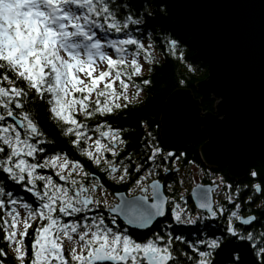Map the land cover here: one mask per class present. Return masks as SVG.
<instances>
[{
  "label": "snow or ice",
  "instance_id": "6c2138e0",
  "mask_svg": "<svg viewBox=\"0 0 264 264\" xmlns=\"http://www.w3.org/2000/svg\"><path fill=\"white\" fill-rule=\"evenodd\" d=\"M131 7L128 3L118 5L115 0H0V173L6 182L0 183V236L15 264H214L215 253L222 247L223 237L189 240L174 235L167 221L163 234L140 233L137 238L129 231L127 226L147 229L154 219L165 216L169 201L171 220L176 224L195 225L225 211L224 206L210 201L206 192H194L197 212L192 214L182 194L179 201L162 195L158 180L151 181L149 199L145 195L149 184L142 182L157 168L168 173L167 163L173 156L151 140L145 145L150 150L145 163H151L128 188L130 195L116 192L111 194L112 201L95 172H88L66 153L43 155L36 162L46 151L41 146L46 137L25 108L30 95L33 103L45 105L48 120L108 179L117 183L129 179L130 165L124 160L130 159L131 153L114 162L126 144L120 129L101 120L94 124L93 138L88 120L126 106L130 86L136 95L142 91L132 81L133 76L142 74L138 57L143 54L148 63L154 57L151 43L146 47L129 30L141 23ZM109 33L119 36L111 38ZM167 43L176 55L178 41L168 39ZM139 83L148 85L150 80ZM158 159L163 165L157 164ZM172 163L175 166V161ZM141 168L135 163L132 171ZM39 169H50L60 182ZM13 187L29 193L32 203L17 196ZM253 188L260 190L261 186ZM227 199L231 202L233 198ZM239 207L236 203L229 210L224 231L229 238L247 240L256 264H264V247H257V241L264 244V233L245 235L234 226V220L249 227L257 221L255 216L239 215ZM30 227L29 252L25 238ZM8 255L0 248V257ZM230 256L231 264H240L238 253ZM0 264H4L3 259Z\"/></svg>",
  "mask_w": 264,
  "mask_h": 264
},
{
  "label": "water",
  "instance_id": "95a60500",
  "mask_svg": "<svg viewBox=\"0 0 264 264\" xmlns=\"http://www.w3.org/2000/svg\"><path fill=\"white\" fill-rule=\"evenodd\" d=\"M161 2L173 26L188 33L189 47L207 65L197 91L202 99L216 100L213 112H203L190 89L173 91L161 111V138L164 143L188 142L203 130V161L225 165L229 177L242 178L255 159L264 160V0ZM196 191L191 192L194 201ZM153 223L147 229L128 228L143 232Z\"/></svg>",
  "mask_w": 264,
  "mask_h": 264
},
{
  "label": "trees",
  "instance_id": "16d2710c",
  "mask_svg": "<svg viewBox=\"0 0 264 264\" xmlns=\"http://www.w3.org/2000/svg\"><path fill=\"white\" fill-rule=\"evenodd\" d=\"M115 3L121 6L128 3L132 6L130 11H132L134 16L139 17L141 23L132 25L129 30L133 35L138 36L142 42L145 41L146 44L147 42L151 43V55L154 59L152 63L143 60L146 66L145 71L143 70L141 75L132 77V81L137 83L142 89L140 92L142 99L135 100L134 102L129 101L126 106L114 109L112 113H106L104 116H97L89 119L88 127L90 133L95 134L94 124L103 120L111 127L121 129V137L126 144L124 148L117 153L114 162L119 163L122 157L127 158L129 153H131V158L124 160L125 163L130 165L129 172L131 175L127 181L120 183L108 179L104 173L100 172L91 161L81 155L79 151L69 143V139L62 135L61 129L54 122L48 120L45 112V105L39 101L33 103L30 95L25 108L33 114L34 118L38 121L41 132L46 137V142L41 145L46 151L44 154L38 155L36 162H38L39 159H42L43 155L66 153L69 159L79 160L88 172H95L104 187L109 189V191L127 190L130 187L129 183L137 179L141 170H146L148 163H151H145L150 150L148 149V151H146L147 149H144L143 145L146 144L147 140L156 139L157 142L155 144H159L164 150H174L175 152H178L179 150L182 151L184 153V159L182 160L186 165L185 167H189L192 163H197L196 165L205 173L202 181L205 182L206 180L211 179V174L205 171L206 167L200 160L198 152L201 144L205 140L204 132H201L194 141L170 143L166 145L161 142L159 134V120L163 105L167 97L179 88L190 89L194 98L199 100V105L203 111H214L215 100L202 99L195 85L197 82L206 78L207 65L201 61L195 51L189 47V35L182 29L173 27V20L161 0H115ZM123 11L124 9L121 7V12ZM150 31L151 33L149 34L148 32ZM109 34L113 37L119 36V34ZM168 39H175L178 41V46L175 49L176 55L172 54L170 46L167 43ZM181 53L182 58L180 55ZM142 57L143 54H141L140 58ZM189 65L191 67H189ZM143 79H149L150 84H140L139 82ZM78 118L84 119L82 116ZM106 156L107 158L112 159L111 154L107 153ZM161 160L162 159H158L157 164L162 162ZM135 163H140L142 165L139 172L132 171L135 167ZM161 164H163V162ZM213 170H215L214 172L220 171L223 175V179L230 181L226 167L223 166ZM38 171L52 175L53 178L58 181L55 173L50 169H39ZM252 172H255L256 176H252ZM162 177L171 184L168 176L166 178L165 176H161V178ZM0 183H6L3 180L2 173H0ZM258 184L261 188L260 193L256 194L254 188L251 187ZM245 186L248 187L245 188ZM232 189L235 190H231L235 194L232 196H235V200L242 203V212L253 213L256 215L257 221L251 228L250 232H253L254 236L264 233V230L260 229V226L264 224V160H256L252 166H250V170H247V174L241 178V180L236 181V186L232 187ZM11 190L22 199L23 194L20 188L13 187ZM249 197H251V199H249ZM248 200L252 201L251 204L248 203ZM28 201L32 203L33 198H30ZM217 219H221V217ZM213 221L210 222L205 220L204 222L205 225H208L213 223ZM220 223L223 226V224L226 223V220L223 219ZM33 227L29 228L28 235L25 238V246L29 249V252ZM209 228L213 231L211 227ZM152 229L160 230L159 225L154 224L151 229L140 233L148 234ZM173 229L177 234L181 233L183 236L188 233L187 228L183 229L180 227L176 229L175 227ZM140 233H133V236L139 238ZM242 233L245 235L247 234L245 231ZM223 235H225V232ZM226 237L228 239L222 241V247L215 253L214 264H231L232 257L230 256V253L233 252L239 254L240 264H256V258L253 254L252 247L247 240ZM180 246L189 252L191 251L183 244H180ZM257 247H264V244L257 241ZM0 248H3L9 253L7 257H0V259L4 260V264H15V258L6 243L3 242L1 236Z\"/></svg>",
  "mask_w": 264,
  "mask_h": 264
},
{
  "label": "bare ground",
  "instance_id": "6f19581e",
  "mask_svg": "<svg viewBox=\"0 0 264 264\" xmlns=\"http://www.w3.org/2000/svg\"><path fill=\"white\" fill-rule=\"evenodd\" d=\"M149 34L151 33V31L150 32H148ZM118 37V36H117ZM145 68H146V66H145ZM144 71H145V69H144ZM142 99V97H139L138 99H136V100H141ZM135 100H133V101H131V102H134ZM159 134H160V140H161V142L163 143V144H170V143H173V142H163V140H162V138H161V133L159 132ZM151 140V142H152V144H155L156 142H157V140L155 139V140H153V139H150ZM149 140H147V142H148ZM191 141H193V140H191ZM191 141H188V142H191ZM147 142H146V144H147ZM145 144V145H146ZM145 145H143L144 146V149H147L146 151H148V148H146L145 147ZM155 145H157V146H159V147H161L159 144H155ZM162 149H163V147H161ZM163 151L164 152H169V151H171L172 153H173V156L172 157H170L169 158V161H172L173 160V158L174 159H178L179 161H180V163H179V166H174V167H169V172L167 173V174H169L168 175V178L170 179V181H171V184L172 183H174V180H172L173 178H172V176H174V173H175V169H176V167H182V168H186L185 166V164H184V162H183V160L182 159H184V153L182 152V151H178V152H175L174 150H167V149H163ZM198 152H199V158H200V160L202 161V163H203V165L206 167V170L207 171H211V172H213L214 174H216V175H218V177L216 178V180L214 179V178H211V179H209V180H206L205 182L204 181H202V182H200V183H195V184H191L190 186L192 187V188H196V193L197 194H200V193H203V192H206L207 193V195H208V193L210 192L211 193V197H208V199L210 200V201H212L214 204H219V205H222V206H224V209H225V211H224V213L222 214V215H220V216H218L217 218H220L221 217V219H217V218H214V219H216V220H214L213 218H208L206 221H210V222H212L213 220V223H211V224H208V225H205V222L204 221H201V220H199V221H197V223L195 224V225H187V227H185V226H182L181 225V227L183 228V229H186L187 228V231H188V233L187 234H185L184 236L187 238L188 237V239L189 240H192V239H196V238H205V237H223V239H222V241H225V240H227L228 238L226 237V236H228L227 234H226V232L224 231V229H225V227H226V223L225 224H223V226H222V224L220 223V221L222 220L223 221V219H225L226 220V222H227V215H228V212H229V210H231V209H233L234 207H235V205H236V203H239V205H240V207H239V209H237V211H238V214L239 215H241V216H243V217H247V216H249V215H252V216H255L256 217V215L255 214H253V213H244V212H242L240 209H242V203L240 202V201H238V200H235V197H234V199H232V201L231 202H229V200L227 199V197H229V196H231V197H233L232 195H235L231 190H234V189H232V187H234V186H236V181H238V180H241V178H237V179H234V178H231V177H228L229 179H230V181H232V182H230V181H226V180H224L223 179V175L221 174V172L220 171H217V172H214L215 170H213V169H215V168H219V167H214V166H211V165H208V164H206L204 161H203V159H202V154H201V152H200V149L198 150ZM146 153V152H145ZM181 159V160H180ZM163 163H164V161L163 160H161ZM162 162H159V164H161ZM169 163V162H168ZM167 163V164H168ZM193 165H195V166H197L195 163H192ZM198 167V166H197ZM175 168V169H174ZM145 171V170H144ZM143 170H141V173H143L144 172ZM140 174H138V176H139ZM221 175V176H220ZM229 176V175H228ZM153 179H157V178H160V176L159 177H157V176H155V175H153V177H152ZM151 178V179H152ZM243 178V177H242ZM221 180L223 181V183H221ZM39 184V183H38ZM164 185V187L166 186V184L164 183L163 184ZM201 185H207L208 187H209V189H205V188H203ZM248 186H245V188H247ZM251 187V186H250ZM18 188H20V190H21V192H22V199H26L27 201L30 199V198H32L31 197V195L29 194V193H27L23 188H21V187H18ZM149 190H150V193L152 192V188L149 186ZM192 190L193 189H191V191L189 192V194L191 195V192H192ZM235 191V190H234ZM127 195H128V193H126ZM145 195H148L149 196V199H151V195H149V194H147V193H145ZM187 199H188V201H185V202H183V203H186L187 204V206H188V209H190L191 210V213L192 214H195L196 212H197V207H196V201H194L193 200V198H192V196H190V197H187ZM29 202V201H28ZM29 203H31V202H29ZM167 209H168V211L166 212V214H165V216H163V217H158L157 219H156V221H157V223L158 222H161L162 221V218H166L167 217V215H168V212H169V210H170V207H169V205H167ZM105 215H107L106 213H105ZM65 219H69L68 217H65ZM118 222L120 223V226L121 227H125V225H124V223H123V221H122V219H119L118 218ZM162 223V222H161ZM233 223H234V226L235 227H237L238 229H242L243 231H245L246 233H248V232H250L251 231V228L253 227V225L255 224V223H251V226L249 227V226H245L244 224H243V222L242 221H233ZM172 224L173 225H176V223L175 222H173L172 221ZM161 227V224L159 225V228ZM209 227H211L212 228V230L213 231H211V229L209 228ZM174 227H172L171 226V230H172V232H173V234L175 233V234H177L175 231H174V229H173ZM260 229H262L261 228V226H260ZM241 230V231H242ZM262 230H264V229H262ZM130 231V230H129ZM130 232H133V231H130ZM136 232V231H135ZM158 232H160L161 234H163V232H164V229H161V230H159ZM224 232H225V235H223L224 234ZM134 233V232H133ZM149 235L151 234V232H149L148 233ZM182 244V243H181ZM184 246H187L186 244H183ZM201 247V250L202 249H204V246H200Z\"/></svg>",
  "mask_w": 264,
  "mask_h": 264
},
{
  "label": "rangeland",
  "instance_id": "374dc122",
  "mask_svg": "<svg viewBox=\"0 0 264 264\" xmlns=\"http://www.w3.org/2000/svg\"><path fill=\"white\" fill-rule=\"evenodd\" d=\"M165 6V5H164ZM174 27V26H173ZM175 28V27H174ZM178 28H180V27H178ZM180 29H182V28H180ZM183 30V29H182ZM183 31H185V30H183ZM186 32V31H185ZM187 33V32H186ZM188 34V33H187ZM101 35H104L103 33H101ZM108 36H110V35H108ZM111 38H113L112 36H110ZM142 43H144L145 44V46L147 45H149V43L147 42V44H146V42L144 41V42H142ZM138 59L140 60V63L142 64V71L145 69V63H144V61H143V59L142 58H140V57H138ZM128 95L130 96V101H132V100H136V99H138L139 97H141V93H139L138 95H136L135 94V89L134 88H132L131 86L128 88ZM133 95H136V98L135 99H131V97L133 96ZM213 99V98H212ZM215 100V99H214ZM122 103H124L123 101H121ZM215 107H216V100H215V103H214V109H215ZM203 111V110H202ZM204 112V111H203ZM202 115V114H201ZM94 131H95V129H94ZM201 132H204L203 130H201ZM201 132L199 133V135L201 134ZM198 135V136H199ZM95 136V135H94ZM94 136H93V138H94ZM197 136V137H198ZM197 137H196V139H197ZM195 139V140H196ZM205 140H206V136H205ZM205 140L203 141V143L205 142ZM194 141V140H193ZM50 155V154H49ZM106 155V154H105ZM259 158H257V159H255V161L256 160H258ZM262 160V159H261ZM172 161H175V166H179V163H180V161L178 160V159H174L173 158V160ZM172 161H169V163L167 164V167L169 168V167H174V165H173V163H172ZM254 161V162H255ZM253 162V163H254ZM161 165H163V164H161ZM226 167V171H227V173H229L228 172V168H227V166H225V165H222V166H220V167ZM175 169V168H174ZM178 169V170H177ZM249 170H250V167L248 168ZM157 170V169H156ZM158 170L159 171H161L160 170V168H158ZM206 172H208L209 174H211V178H214L215 180H216V178L218 177V175H216V174H214V173H212L211 171L209 172V171H207V170H205ZM139 174H142V173H139ZM205 173L203 172V170H201L199 167H197V166H195V165H193V164H190V166L189 167H186L185 169L184 168H182L181 166L180 167H176V169H175V173H174V176H172V180H174V183H172V184H166V186L164 187V182L166 181V180H164V182L161 180V179H159V178H157V179H153L152 177H153V175L154 174H152V175H150V176H148L147 177V180L146 181H144V182H142V183H147V184H149V186H150V183H151V181L152 180H158V181H160V185H161V190H162V195H164V196H166V197H174L177 201H179V198H180V195L182 194L183 196H184V201H186V197H190L191 195L189 194V192L191 191V189H193L190 185L191 184H195V183H200L201 181H202V179H203V175H204ZM247 174V172L245 173V175ZM244 175V176H245ZM221 176V175H220ZM243 176V177H244ZM152 178V179H151ZM217 181V180H216ZM133 182L134 181H132V182H130L129 183V185H130V187H132V184H133ZM128 185V186H129ZM259 185V184H258ZM129 187V188H130ZM151 187V186H150ZM251 188H253V186L251 187ZM255 190V193L256 194H259L260 193V190H256V189H254ZM104 191L106 192V193H109L110 195L108 196V199L110 200V201H112L113 200V196L111 195V194H113V193H111L109 190H107V189H105L104 188ZM127 191H128V189L127 190H124V189H122V190H118V192H121V193H124L125 194V196H127ZM147 194H149V195H151V193H150V190H149V188H148V192H147ZM128 195H130V193H128ZM235 197V196H234ZM234 197H232L233 199H234ZM117 198H116V201L115 202H117ZM247 202V201H246ZM251 200L249 201L248 200V203L249 204H251ZM167 205H169V207L171 208L172 207V205H171V201H169L168 203H167ZM241 210V209H240ZM242 211V210H241ZM20 212H21V215L23 216V209H20ZM244 213H247V212H244ZM205 220H207V219H205ZM205 220H201V221H205ZM165 221H167V222H169L170 223V225L172 226V227H176V229L177 228H180L181 227V225L182 226H185V227H187V225H185V224H176V225H173L172 224V221H171V218H162V224H163V226H164V223H165ZM155 223V222H154ZM153 223V224H154ZM151 228V227H150ZM161 229H164V228H161ZM160 229V230H161ZM1 232L0 233H2V230H0ZM154 232H158V230H155ZM243 232V231H242ZM135 233V232H134ZM174 235H181V233H178V234H175L174 233ZM1 238H2V236H1ZM68 247H69V245H68V243L67 242H65V249L67 250L68 249ZM202 250H204V249H202ZM11 251V250H10Z\"/></svg>",
  "mask_w": 264,
  "mask_h": 264
},
{
  "label": "flooded vegetation",
  "instance_id": "af4514ba",
  "mask_svg": "<svg viewBox=\"0 0 264 264\" xmlns=\"http://www.w3.org/2000/svg\"><path fill=\"white\" fill-rule=\"evenodd\" d=\"M113 128H114V127H113ZM117 129H120V128H117ZM120 131H121V129H120ZM106 154H107V153H106ZM28 159H29V160H32V158H28ZM154 175L157 176V177L160 176L159 179H161V180L164 182V177H162V178H163V179H162L161 176H165V178H166L169 174L164 173L163 171H159L158 168H157L156 173H154ZM97 177H98V176H97ZM57 178H58V177H57ZM58 180H59V179H58ZM201 182H202V181H201ZM164 183H165V184H169L170 182L165 181ZM104 188L107 189L106 187H104ZM107 190H109V189H107ZM110 192H111V191H110ZM115 192H118V191H114V192L112 191L111 193L114 194ZM127 193H128V191H127ZM186 201H188L187 197H186ZM184 202H185V201H184ZM170 209H171V208H170ZM166 218H171V216H170V210H169L168 215H167ZM171 221H172V220H171ZM161 222H162V221H161ZM161 222H158V223H157V221H155L154 224H156V225H157V224H158V225L161 224V227H160V229H161V228H164V226H163V224H162ZM154 224H153V225H154ZM153 225H152V226H153ZM152 226H151V228H152ZM151 228H150V229H151ZM154 231H155V230L152 229V230H151V233H153ZM135 233H140V232H135ZM131 234L133 235V232H131Z\"/></svg>",
  "mask_w": 264,
  "mask_h": 264
}]
</instances>
